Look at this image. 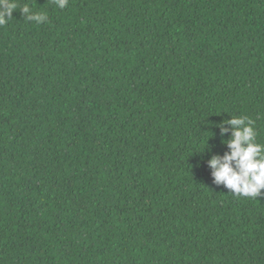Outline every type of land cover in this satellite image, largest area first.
Here are the masks:
<instances>
[{
  "label": "trees",
  "instance_id": "trees-1",
  "mask_svg": "<svg viewBox=\"0 0 264 264\" xmlns=\"http://www.w3.org/2000/svg\"><path fill=\"white\" fill-rule=\"evenodd\" d=\"M15 2L0 264H264V189L233 193L208 167L232 118L264 144V0Z\"/></svg>",
  "mask_w": 264,
  "mask_h": 264
},
{
  "label": "clouds",
  "instance_id": "clouds-1",
  "mask_svg": "<svg viewBox=\"0 0 264 264\" xmlns=\"http://www.w3.org/2000/svg\"><path fill=\"white\" fill-rule=\"evenodd\" d=\"M55 3L63 9L68 0H55ZM17 7L15 0H0V26L12 18ZM21 12L30 21L42 23L46 20L43 13L33 12L27 5ZM228 124L232 128L231 139L225 141L229 151L208 161L213 181L233 193L255 198L264 189V144L257 142L254 121L248 117L232 118Z\"/></svg>",
  "mask_w": 264,
  "mask_h": 264
}]
</instances>
